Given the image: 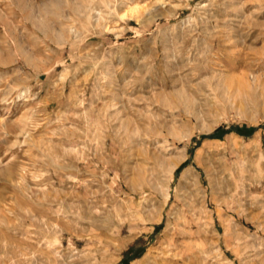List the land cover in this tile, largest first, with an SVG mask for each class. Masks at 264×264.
I'll return each instance as SVG.
<instances>
[{"label":"rangeland","instance_id":"rangeland-1","mask_svg":"<svg viewBox=\"0 0 264 264\" xmlns=\"http://www.w3.org/2000/svg\"><path fill=\"white\" fill-rule=\"evenodd\" d=\"M0 264H264V0H0Z\"/></svg>","mask_w":264,"mask_h":264}]
</instances>
